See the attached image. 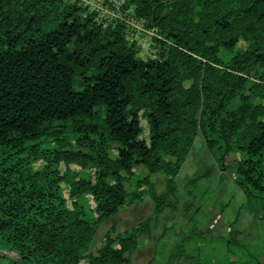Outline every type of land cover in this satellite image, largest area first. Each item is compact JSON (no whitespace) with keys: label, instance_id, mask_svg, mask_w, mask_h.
<instances>
[{"label":"trees","instance_id":"16d2710c","mask_svg":"<svg viewBox=\"0 0 264 264\" xmlns=\"http://www.w3.org/2000/svg\"><path fill=\"white\" fill-rule=\"evenodd\" d=\"M123 10L153 32L152 57L140 56L125 20L101 22L80 0H0L8 264H130L177 210L176 177L200 135L223 169L241 155L235 179L264 204V0H127ZM140 167L147 175L134 180ZM133 181L152 214L124 233L113 226L92 253L99 226L145 197H131Z\"/></svg>","mask_w":264,"mask_h":264},{"label":"rangeland","instance_id":"374dc122","mask_svg":"<svg viewBox=\"0 0 264 264\" xmlns=\"http://www.w3.org/2000/svg\"><path fill=\"white\" fill-rule=\"evenodd\" d=\"M80 1L91 11H97V19L101 22L108 24L125 20L128 38L139 45L140 56L148 58L154 55L153 32L144 27L143 21L132 18L123 10L127 0ZM142 125L145 128L142 137L147 139L145 119H142ZM234 159H241V155L230 156L226 163L231 165L223 169L203 137L196 138L191 154L176 177L177 210H166L165 215L169 218L161 217L160 227L153 231L152 239L143 238L142 249L131 256L130 264H221L227 261L238 264L260 261L264 264V204L260 198L248 197L238 185L232 165ZM73 168L78 169L76 166ZM204 173L209 176L189 184L196 174ZM146 175L147 170L140 167L134 180ZM152 180L159 190L165 189L163 175H154ZM127 189L131 197L137 191L145 193V197L99 226L91 246L92 253L102 246L105 233L113 226L116 234L124 233L152 214L153 202L146 195V188L138 189L133 181L127 183ZM65 195L68 196L67 190ZM92 205L90 201L89 206ZM165 227H168L166 231ZM233 230L237 232L233 234ZM161 233L164 234L160 236ZM183 243L186 250L177 256L176 247ZM0 263L8 264L9 260L0 258Z\"/></svg>","mask_w":264,"mask_h":264},{"label":"crops","instance_id":"0c3cea01","mask_svg":"<svg viewBox=\"0 0 264 264\" xmlns=\"http://www.w3.org/2000/svg\"><path fill=\"white\" fill-rule=\"evenodd\" d=\"M153 206V205H152Z\"/></svg>","mask_w":264,"mask_h":264}]
</instances>
